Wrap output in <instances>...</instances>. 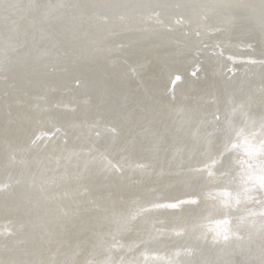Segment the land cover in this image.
I'll list each match as a JSON object with an SVG mask.
<instances>
[{
	"label": "water",
	"instance_id": "1",
	"mask_svg": "<svg viewBox=\"0 0 264 264\" xmlns=\"http://www.w3.org/2000/svg\"><path fill=\"white\" fill-rule=\"evenodd\" d=\"M147 15H151L148 22L136 27L139 19ZM173 16L182 19L183 24L172 22ZM214 25L219 27L213 28ZM215 38L221 41H216L219 52L198 51L195 58L200 61L199 71L196 77L190 78L187 75L193 59L190 50L198 42L210 43ZM245 41H251L249 51L255 56H264V0H0V220L7 218L10 236L2 239L8 238L6 244L10 249L16 252L18 246L27 249L30 245L46 246L45 240L51 234L63 243L75 239L76 230L69 221L76 219L82 225L91 224L98 210L90 206L79 209L77 217L75 213L66 216L69 212L63 211L59 204L66 198V191L74 193L81 184L96 197L109 179L104 178V182L92 187L86 178L85 166L105 169L109 157L116 158L119 164L117 174L138 176L141 185L144 180L151 183L170 180L172 185L161 189L160 196L164 194L165 198L174 199L189 194L185 192L197 191L201 187L198 176L189 177L190 170L185 175H177V170L170 168L176 164L171 157H176L173 150L184 147L183 140L176 141L177 136H196L194 131L199 125L188 118L187 112L179 113L175 104H191L196 98L202 103L203 98L198 99L201 92L205 98L212 95L215 102L209 111H218L223 121L218 123L221 131L217 136H228L234 127L231 120L240 117L237 110L247 114L249 106L244 101L259 103L264 99V63L255 60L234 63L221 55L225 49H233ZM227 63L234 67L231 76L215 68ZM167 82L176 85L166 89ZM258 84L262 87L254 91ZM53 98L73 104L61 107L53 100L49 105ZM205 114L208 112L196 114V119H204ZM53 124L66 136L73 137L61 142L73 147L82 144L104 154L98 161L84 162L73 158L74 154L64 160L66 167L83 170L78 181L75 176L67 181L59 172L51 175L49 153L54 152L56 137L46 142L49 149L45 151H40L39 143L36 147L32 142L23 145L35 128L47 130ZM203 125L207 129L213 127L211 122ZM93 128L97 129L93 135L96 138L86 139L84 136H91ZM131 137L133 140H129ZM194 143L199 145L197 140ZM116 150L123 152L113 153ZM201 154L196 156H206ZM189 155L184 159H191ZM70 160L78 165L71 166ZM229 161L232 159L227 152L222 162L217 159L214 168L211 166L214 172L222 175L224 169L228 173L217 176L216 183L211 179V185L206 184L205 189L226 183L230 190L221 193L228 199L226 211L233 213L236 211L232 206L234 199L240 210L245 200L238 202V198H243L242 193H234ZM136 162L143 163L136 165ZM260 174L244 173V186L256 185L253 189L262 198L259 211L264 213V191L254 183ZM196 194L199 201L202 197L209 199ZM216 197L218 200L211 199L212 205L208 203L209 214L219 209L220 198ZM182 205L183 210L190 208L189 204ZM159 211L168 213L170 209ZM172 219L170 222L177 224ZM15 225L18 226L11 230ZM15 232L22 239L11 241V237H19ZM3 235L0 233V237ZM85 239L87 243L78 244L81 252H103L104 248L97 244L101 239L99 232L93 231ZM192 242L203 247L195 257L201 264L219 261L224 264L226 255V264L257 262L253 247L243 248L241 244V254L231 256L223 251L222 247L230 242L227 238L216 243L217 246L203 240ZM147 243L167 244V240L154 237ZM7 249L0 248V253L12 251ZM232 259L234 262H230ZM140 264H149V260L144 259Z\"/></svg>",
	"mask_w": 264,
	"mask_h": 264
},
{
	"label": "bare ground",
	"instance_id": "2",
	"mask_svg": "<svg viewBox=\"0 0 264 264\" xmlns=\"http://www.w3.org/2000/svg\"><path fill=\"white\" fill-rule=\"evenodd\" d=\"M150 17L151 15L147 18H140L136 27H143ZM171 19L172 22H180L183 24L181 22L183 20L181 19L180 21V18L177 16H173ZM218 27L219 25L213 26V28ZM207 29L209 30L210 28ZM216 41L220 40H216L215 38L210 43L204 41L198 42L197 45L190 50L192 52L191 57H193L187 69V75L190 78L196 77V73L198 74L199 71L198 66L200 65V61L198 62V59L195 58L198 51L219 52L220 46L216 44ZM250 46L251 41H245L240 44L237 43L233 49L227 48L224 52H220L222 56L229 58L230 62L234 61V63H238V60H255L256 63H264V56H255L253 52L249 51L251 48ZM215 68L220 69L225 75L231 76L234 67L231 63H227L226 65H217ZM220 70L218 71L220 72ZM236 72L238 73L239 70ZM150 75H152V73ZM174 75L180 78L177 73ZM74 81L75 79H73L72 83H74ZM174 85L172 86L168 83L166 89H172ZM261 87L262 84L255 85L253 90H260ZM187 94L188 92L184 94L185 99ZM207 96L208 97L205 98V93H199L198 99L203 98L202 103L196 98L191 104L188 102V104L185 102H177L175 104V108L179 113L187 112L188 118L198 122L199 125L194 131L196 136H177L176 141L183 140L184 147L176 149L178 151L175 149L173 150L176 157L173 155L171 157L176 164L172 165L170 162V168L176 169L177 175H185V171L190 170L192 174L189 177L195 176L197 178L198 176L199 178H197V181L198 179L200 180L201 187L197 191L185 192L189 194H184L174 199L169 197L165 198L167 196H164V194L160 196L161 189L165 190V187L172 185L170 180L154 183L144 180L143 185H141L138 176H123L122 174H117V170L120 168L114 157L107 158L105 169L101 168L98 170L93 168V166L89 168V164H87L85 166L86 178L91 181V186H97L98 183L104 182V178H108L109 181H107L106 187L102 190L100 189L97 196L93 197L90 189L84 186V184H81L79 186L82 187H79L74 193L70 192L71 190L64 193L66 198L59 204V207L63 211L69 212L66 213V216H73L75 213L76 215H74V217H77L79 209L90 206L96 207L99 214L92 219L91 224L87 223V225H82V223H79L80 221L71 219L68 224L72 226L74 231L76 230L75 239L71 238L63 243L58 240L56 236L51 234L48 240H45L47 243L46 246L42 244L41 246L31 247L32 245H30L28 246L29 249L18 246L20 248L14 252L15 249H10V246L6 244V239L8 238L2 239L3 237L10 236V234H7L9 232V226L6 224L7 218L4 219L5 221L0 220V233L4 234L0 237V248L5 246L8 248L7 250H12L5 255L0 253V264H140L144 259H148L149 264H172L173 260L174 264H191L192 262L201 264L202 261L198 260V258L195 259V257L203 247H198V245L193 244L192 241L198 243L203 240L205 243L209 244H213L214 242V246H217L216 243L221 241L224 242L226 238L230 242L224 245L222 249L223 251L226 250L227 254L230 256L236 255L237 253L241 254L239 245L241 246L242 244L243 248L249 246L253 247V250H255V255L257 257V262L255 264H264V213L259 211L262 198L259 196L260 192L253 189L256 186L255 184L244 186V173L259 174L261 173V169L264 168V149L260 148L261 144L264 143V99H261L259 103H256V101L254 103H252V101L248 103L244 101L245 104L249 106L246 110L249 115L244 114V110L240 112L237 110L240 117H238V120H231V126H234L231 133L228 136H217V133L221 131L218 123L222 124L223 121L219 118L218 111H209L215 100L212 98V95ZM53 100L61 107H71L73 104H68L70 101L66 99L57 100L53 98L49 105H51ZM209 100L211 102H209ZM205 101H208V106ZM198 110H200L201 113L205 111L208 112L205 116L202 115L204 119H196V114H200ZM78 120L82 123L85 122L83 119ZM207 122L212 123L213 127H211V129H207L203 125ZM96 130V128H93L90 131L91 136L84 137L86 139L92 138L90 140H93V138L95 139L96 136L93 135H95ZM212 132L213 134H211ZM27 136V144L23 145H28L32 142L35 146L39 143L42 145L40 151L48 150L49 148L45 145L47 144L46 142L56 137L55 140L57 143H53L55 144L53 148L54 152L49 153L51 158L49 161L50 169L52 170L50 173L51 175H55V172H59L62 177L66 176L67 181L70 177L74 176V179H76L75 181H78L80 171L83 172V170L79 168L65 166L63 162L65 159L73 156L71 154H74L73 158L84 162L87 160L98 161L97 159L102 160V158H104V154L101 152L98 153V150L94 151L90 149L89 146H87V148L85 145L81 144L73 147L65 142H61V140H66V137H70L71 139L73 137L66 136V133L63 132L57 124H53L51 127L47 128V130H42L39 127L35 128L32 134H28ZM82 139L84 138L82 137L81 140ZM129 140H133V138L131 137ZM195 140L199 142V145L194 143ZM59 143L61 144L59 145ZM41 145H39V147ZM123 146L126 147L124 144ZM117 152L123 151L116 150L113 153ZM201 152L206 154V156L197 157L196 155H202ZM225 152L230 154L232 159V161H229L231 169L229 175L233 184V190L235 189L234 193L235 195L237 192L242 193L243 198H238V202L245 200L244 205L241 207L242 210H240L236 208V199H234L232 206L235 207L234 209L236 211L233 213L226 211L225 205L228 204V202H226L228 199H226L227 197L225 194L221 193L229 189L226 187V183L222 182L221 186L215 185L205 189L206 186L211 185L213 181L211 179H215L214 182L216 183L218 180L216 178L217 176L222 177L224 173H228L226 170L222 169L224 172L221 171V175L220 172L215 173V169H213V164L216 163L217 159L218 161H223ZM187 155H189L191 159L186 158L185 160L184 156ZM36 156H38V154H36ZM197 158H199L200 161L197 162ZM88 162L92 164L91 161ZM83 163H81L80 167ZM140 163L143 162H136V165ZM70 164H73L71 166L78 165V163H75L73 160H70ZM249 165H251V167H249ZM151 168L154 169L153 167ZM165 171L166 169L163 170V172ZM209 175L214 176L209 177ZM48 179L50 180L51 178ZM48 179L46 182H48ZM219 180H222V178ZM251 181H255V179L252 178ZM254 183L259 184V181ZM1 185L2 184H0V186ZM54 189L57 191L58 187ZM116 189L121 190L117 191ZM197 192L202 196L206 195L209 199L206 200V198L202 197L199 201V197L196 194ZM113 193L115 196H112ZM216 196L220 198V202H218L219 209L209 214L207 213V208H209L208 203H211L212 200H218ZM182 204H189L188 207L190 208L188 210H183L182 208H184V206ZM173 205H175V207H173ZM162 209H170V212H158V210ZM252 212L254 214H252ZM172 218H175V220ZM171 219L177 222V224L171 223ZM220 220L222 223L218 224ZM17 226L18 225H15L13 228L10 227V229H15ZM93 231L95 233L99 232L101 239L97 244L104 248L102 250L103 252L97 254L86 250L81 252L78 244L87 243L88 240H86L85 237L91 235ZM122 231L123 233L121 234ZM79 233H82L83 236ZM15 235L19 237L16 239L11 237V241H17L23 237L19 235V232H15ZM104 235H106V237H104ZM154 237L166 239L167 244L153 243L149 245L147 243L148 240ZM115 248L119 249L117 251H112ZM178 254L179 256L183 255V257L179 259V256H177ZM227 258L228 255L225 256L224 264L227 263ZM230 262H234V259ZM218 264H222V262L219 261Z\"/></svg>",
	"mask_w": 264,
	"mask_h": 264
},
{
	"label": "snow or ice",
	"instance_id": "3",
	"mask_svg": "<svg viewBox=\"0 0 264 264\" xmlns=\"http://www.w3.org/2000/svg\"><path fill=\"white\" fill-rule=\"evenodd\" d=\"M260 148L264 149V143L261 144ZM249 167H251V165H249ZM257 179L259 181L260 189L264 191V168L261 169V174L259 175ZM173 207H175V205H173Z\"/></svg>",
	"mask_w": 264,
	"mask_h": 264
}]
</instances>
